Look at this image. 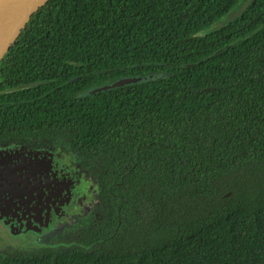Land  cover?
<instances>
[{"label":"trees","instance_id":"1","mask_svg":"<svg viewBox=\"0 0 264 264\" xmlns=\"http://www.w3.org/2000/svg\"><path fill=\"white\" fill-rule=\"evenodd\" d=\"M11 145L71 151L95 208L0 264H264V0H47L0 63Z\"/></svg>","mask_w":264,"mask_h":264},{"label":"flooded vegetation","instance_id":"2","mask_svg":"<svg viewBox=\"0 0 264 264\" xmlns=\"http://www.w3.org/2000/svg\"><path fill=\"white\" fill-rule=\"evenodd\" d=\"M82 165L65 148L0 147V221L14 233H23L50 227L75 211L88 190Z\"/></svg>","mask_w":264,"mask_h":264},{"label":"rangeland","instance_id":"3","mask_svg":"<svg viewBox=\"0 0 264 264\" xmlns=\"http://www.w3.org/2000/svg\"><path fill=\"white\" fill-rule=\"evenodd\" d=\"M247 2L248 1L242 2L241 5H239L231 13L226 15L217 24H215L213 26V29H218L224 24L235 19L242 12ZM150 79H152V77ZM79 168L81 171L83 182L88 187V190L85 193L86 198L83 200V204H81L75 211H68L61 220L56 221L50 227L43 229L32 228L27 232L25 231L23 233H14L0 221V247H12L18 249L36 247L42 244V242L48 237L51 232L59 230L60 228H64L73 223L76 220V217L73 216L74 214H76L75 212H77L78 217H82L85 216L90 211V209L91 211H93L95 208L94 192L96 197V187L93 188L94 186L90 182V179L92 180V171L86 168L84 164Z\"/></svg>","mask_w":264,"mask_h":264},{"label":"water","instance_id":"4","mask_svg":"<svg viewBox=\"0 0 264 264\" xmlns=\"http://www.w3.org/2000/svg\"><path fill=\"white\" fill-rule=\"evenodd\" d=\"M46 2L47 0H0V63L14 50L23 33ZM139 81L140 78L121 79L113 86L122 87Z\"/></svg>","mask_w":264,"mask_h":264}]
</instances>
